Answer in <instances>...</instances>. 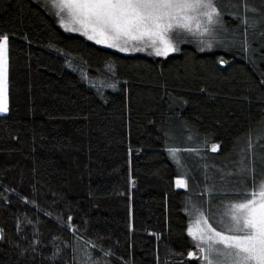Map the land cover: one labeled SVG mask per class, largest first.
<instances>
[{"label": "trees", "instance_id": "obj_1", "mask_svg": "<svg viewBox=\"0 0 264 264\" xmlns=\"http://www.w3.org/2000/svg\"><path fill=\"white\" fill-rule=\"evenodd\" d=\"M215 3L211 35L160 57L67 32L37 0H0V264H200L191 204L221 171L243 186L264 170V0Z\"/></svg>", "mask_w": 264, "mask_h": 264}, {"label": "snow or ice", "instance_id": "obj_2", "mask_svg": "<svg viewBox=\"0 0 264 264\" xmlns=\"http://www.w3.org/2000/svg\"><path fill=\"white\" fill-rule=\"evenodd\" d=\"M46 2L56 9L55 15L65 31L79 32L97 44L119 51H128V45L135 42V45L152 48L156 56H167L177 50L169 38L174 28L195 34L192 21H196V31L203 25L205 33L211 30L208 26L222 24L215 0ZM135 45V51L144 50ZM7 46L8 36L0 35V114L8 110L5 102ZM218 148L219 145H213L212 150ZM244 175L247 177L244 185L237 186L228 204L216 210L206 209L201 204L190 213L192 226L187 232L199 255H188L200 264H264V170L252 177L250 170L245 169ZM176 187L186 188L187 185L183 179H177ZM209 219L213 223H209Z\"/></svg>", "mask_w": 264, "mask_h": 264}, {"label": "rangeland", "instance_id": "obj_3", "mask_svg": "<svg viewBox=\"0 0 264 264\" xmlns=\"http://www.w3.org/2000/svg\"><path fill=\"white\" fill-rule=\"evenodd\" d=\"M43 4H46L48 5L52 10L53 12L55 13L56 12V9H54L51 4L47 3L46 0H37ZM216 2V0H215ZM58 20H59V17L57 16ZM201 20H203V17H201ZM192 24V27L194 29V32L195 34H193V32H188L184 29H180V28H174L172 30V32L169 33V38L172 40V44L173 46L176 48L177 47V44L179 42V40H187V39H190V38H198L199 41H201L202 39L205 38V36H208V35H211L212 34V30H210L209 32L205 33L203 32L202 30V27H201V30L200 31H196L195 30V25H196V21H192L191 22ZM213 25H210L208 26L210 29L212 28ZM73 27H79L78 25H73ZM63 28V27H62ZM64 29V28H63ZM65 30V29H64ZM67 32H71V33H77V34H80L79 32H74V31H67ZM81 35V34H80ZM83 36L84 38L87 39L86 36L84 35H81ZM89 40V39H87ZM93 43H95L94 40H89ZM97 44V43H96ZM100 46H103V47H106L104 44H98ZM134 45H135V42H133L132 44H129L128 45V51H121V52H125V53H137V52H140V53H146L148 55H153V56H156L153 54V49L150 48V47H144L143 45H135V46H139V47H142L144 48V50L142 51H135L134 50ZM108 48V47H106ZM111 49H115L117 51H119L117 48H111ZM7 50H8V46H7ZM174 51L172 52H169V54L173 53ZM168 54V55H169ZM160 57H166V56H160ZM6 67H7V71H8V59H7V64H6ZM6 78H7V72H6ZM101 83V82H100ZM102 85L104 86V83H102ZM112 85H109V87H111ZM5 102H6V105H7V109L9 107V99H8V79H7V87H6V99H5ZM8 113V110L6 113L4 114H7ZM1 115V114H0ZM190 156L189 157V161L196 167V162H197V155H195L193 153V151H190ZM175 162H177L178 165H180L182 162H183V159H180L179 160V157H181L180 153L178 152L177 156H175ZM181 162V163H180ZM221 173V182H220V186L222 185V188H218V189H207L206 192H205V200H204V207L206 209H209V210H216L218 209L221 205H226L230 202V199L232 198L233 196V193L234 191L237 189V186L239 185V181L235 183L231 182L232 178H238L237 176L238 175H235L234 172H232V174L230 176H227V173H224V172H220ZM239 174V173H238ZM177 179H183L185 184L187 185V178H180L178 177ZM235 180V179H234ZM181 188H184V187H181ZM200 206V204L197 205V202H195L194 204H191V209L189 210V215L190 213L192 212L193 208L194 207H198ZM191 217V215H190ZM213 223V221L211 219H209V223ZM191 222H190V225L189 227H191ZM213 226H215L213 224ZM203 227V225H202ZM199 255V253L197 254Z\"/></svg>", "mask_w": 264, "mask_h": 264}]
</instances>
